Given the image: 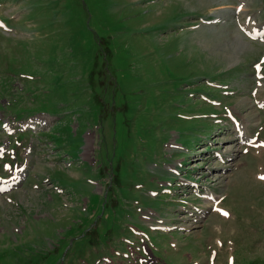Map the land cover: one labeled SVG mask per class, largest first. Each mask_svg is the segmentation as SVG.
Masks as SVG:
<instances>
[{"label":"rangeland","instance_id":"1","mask_svg":"<svg viewBox=\"0 0 264 264\" xmlns=\"http://www.w3.org/2000/svg\"><path fill=\"white\" fill-rule=\"evenodd\" d=\"M235 1L0 0V145L18 162L0 151V176L25 173L0 196V264H125L138 236L137 264H264V148L223 114L264 141V43ZM34 116L47 128L3 129Z\"/></svg>","mask_w":264,"mask_h":264},{"label":"bare ground","instance_id":"2","mask_svg":"<svg viewBox=\"0 0 264 264\" xmlns=\"http://www.w3.org/2000/svg\"><path fill=\"white\" fill-rule=\"evenodd\" d=\"M251 113V112H250ZM250 115V114H249ZM254 115V114H253ZM251 116V115H250ZM246 122L244 121H242V122H240V121H237L236 120V124H235V126H234V129H236V133H235V135H236V138H238V140H240L241 142L245 139V138H247L248 137V139L251 137L250 135H248L249 134V131L247 132V130H246V124H248V123H246ZM248 127V126H247ZM255 140H258V141H260L259 139H258V136H257V138H255L254 140H253V142L255 141ZM261 142V141H260ZM259 143H257V144H255V145H258ZM6 182L4 181V180H0V184L1 185H4ZM204 205V204H203ZM149 218V217H148ZM149 220H150V218H149ZM197 222V221H196ZM164 227H169L168 225H165ZM103 264H105V263H103Z\"/></svg>","mask_w":264,"mask_h":264},{"label":"snow or ice","instance_id":"3","mask_svg":"<svg viewBox=\"0 0 264 264\" xmlns=\"http://www.w3.org/2000/svg\"><path fill=\"white\" fill-rule=\"evenodd\" d=\"M225 215H227V214L225 213Z\"/></svg>","mask_w":264,"mask_h":264}]
</instances>
